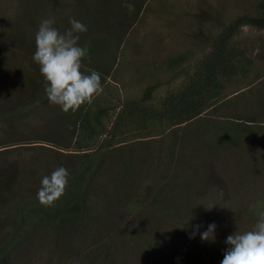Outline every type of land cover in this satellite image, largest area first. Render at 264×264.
<instances>
[{
  "label": "trees",
  "instance_id": "1",
  "mask_svg": "<svg viewBox=\"0 0 264 264\" xmlns=\"http://www.w3.org/2000/svg\"><path fill=\"white\" fill-rule=\"evenodd\" d=\"M127 2L134 11L122 6L125 0H0L13 10L0 16V40L28 60L9 98L0 95V264L26 255L35 234L54 247L92 235L80 264H140L133 250L164 262L221 264L226 238L251 230L264 212V51L254 58L236 44L244 27L264 32V0L256 13L223 24L208 51L157 101L150 100L154 87L122 97L114 80L126 36L148 0ZM43 19L61 33L71 19L87 26L78 41L88 48L81 71L100 73L103 92L75 112L48 101L32 59ZM38 111L41 129L19 126ZM12 149L28 154L9 160ZM58 167L69 172L65 192L41 205V180ZM25 180L36 187L23 193ZM131 217L147 224L112 258L109 243L95 235L117 232ZM212 223L215 240L202 241Z\"/></svg>",
  "mask_w": 264,
  "mask_h": 264
},
{
  "label": "rangeland",
  "instance_id": "2",
  "mask_svg": "<svg viewBox=\"0 0 264 264\" xmlns=\"http://www.w3.org/2000/svg\"><path fill=\"white\" fill-rule=\"evenodd\" d=\"M258 2L259 0H148L137 23L126 36L121 53L122 59L114 73V80L122 97H141L146 88L154 87L150 100L157 101L168 90L175 88L188 67L208 51L212 36L223 24L238 14L256 13ZM12 12V7L9 5L0 6V16H9ZM236 44L255 58L264 51V32L244 27L237 36ZM27 66L28 60L24 52L21 53L0 40L2 98H9L11 81L15 82L18 77H22ZM249 78L247 74V79ZM42 116L43 111L42 113L38 111L29 120L18 124L31 133L34 129H41ZM4 125L0 124V137ZM128 137L132 135L129 133ZM12 150L8 155L9 160L24 158L28 154L24 150ZM4 160L5 157H0V162ZM35 187V183L25 180L20 191L24 193ZM119 222H115L114 225ZM146 224L145 218L131 217L119 223L118 226L121 228L117 232L113 233L112 229L108 231L101 229L95 237L102 234L99 237H103L102 239L110 246L109 256H119L116 252L117 248L126 252L128 245L133 244L136 239L135 232L144 230ZM97 230L98 228H95V231ZM38 237L39 240L44 241L40 243ZM42 237L45 236L39 234L30 236L29 241L26 242L27 257L25 253L20 252L17 257L19 259L16 258L12 264H80L81 252L86 249V244L93 236H74L61 247H59L60 243L57 247H54V243L48 244ZM49 247H54L55 250L52 252ZM132 254L140 264H179L170 257L164 262L145 258L134 250ZM162 255L166 256V254Z\"/></svg>",
  "mask_w": 264,
  "mask_h": 264
},
{
  "label": "clouds",
  "instance_id": "3",
  "mask_svg": "<svg viewBox=\"0 0 264 264\" xmlns=\"http://www.w3.org/2000/svg\"><path fill=\"white\" fill-rule=\"evenodd\" d=\"M129 12L134 5L125 0L122 5ZM71 27L64 33L53 27L54 20L43 19L35 34V52L33 61L39 66L45 80V95L51 104L57 105L63 112L78 110L83 104H91L94 97L102 94L101 75L95 70L90 74L81 71L82 59L87 57V46L78 44L79 34L87 31L82 22L71 19ZM69 172L58 167L41 180L37 191V200L41 205L51 206L65 192ZM200 226L197 225L198 230ZM215 223L200 234L202 241L215 240ZM195 231L190 238H194ZM229 246L221 264H264V212L251 230L236 231L226 238Z\"/></svg>",
  "mask_w": 264,
  "mask_h": 264
}]
</instances>
